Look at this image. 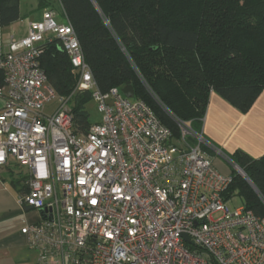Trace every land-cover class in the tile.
<instances>
[{"label": "built area", "instance_id": "built-area-1", "mask_svg": "<svg viewBox=\"0 0 264 264\" xmlns=\"http://www.w3.org/2000/svg\"><path fill=\"white\" fill-rule=\"evenodd\" d=\"M53 38L79 76L77 91H89L102 116L87 134H76L70 98L40 67ZM0 70V168L13 160L26 171L19 203L41 220L21 233L37 264H264V216L230 206L232 178L202 146L233 162L186 124L174 139L121 88L100 91L73 27L55 12L11 41Z\"/></svg>", "mask_w": 264, "mask_h": 264}, {"label": "trees", "instance_id": "trees-1", "mask_svg": "<svg viewBox=\"0 0 264 264\" xmlns=\"http://www.w3.org/2000/svg\"><path fill=\"white\" fill-rule=\"evenodd\" d=\"M37 11L53 3L74 29L93 79L103 93L131 84L157 119L182 138L179 123L202 134L212 93L247 114L264 91V0H36ZM21 0H0V29L23 19ZM40 67L62 98H70L76 134L94 124L89 91L60 40L41 46ZM4 75L0 70V88ZM188 143L197 140L187 137ZM203 150L216 158L210 148ZM234 169L226 201L239 196L264 216V156L238 150L226 155Z\"/></svg>", "mask_w": 264, "mask_h": 264}, {"label": "crops", "instance_id": "crops-1", "mask_svg": "<svg viewBox=\"0 0 264 264\" xmlns=\"http://www.w3.org/2000/svg\"><path fill=\"white\" fill-rule=\"evenodd\" d=\"M37 7L36 0H21L23 19L0 29V57L9 51L13 39L26 37L30 22L41 19L43 12L37 11ZM3 106L4 99L0 96V110ZM202 134L225 155L241 150L255 159L263 157L264 91L247 114L212 93ZM217 164L215 160L216 168ZM25 173L13 160L0 168V264H37L38 261L37 251L29 246L28 239L21 233L26 226L41 220L38 211L23 208L19 203V198L26 192Z\"/></svg>", "mask_w": 264, "mask_h": 264}, {"label": "rangeland", "instance_id": "rangeland-1", "mask_svg": "<svg viewBox=\"0 0 264 264\" xmlns=\"http://www.w3.org/2000/svg\"><path fill=\"white\" fill-rule=\"evenodd\" d=\"M53 5V7L52 8H49L48 10H50V11H53V12H55L57 15H58V17H59V22L60 23H62V24H64V23H66V21H65V19H64V16H63V14H62V9L57 5V4H55V3H53L52 4ZM133 100H135V98H133ZM53 105H54V103H52L49 107H53ZM51 108H49V111H50V109ZM86 109H87V111L89 112V114H90V120H91V122L92 123H97V122H99L100 120H101V114H100V112L98 111V108H97V106H96V104L94 103V101H91L87 106H86ZM243 114V113H242ZM211 151L214 153V154H216V155H218L217 153V150H215V149H211ZM215 160H217V162H218V166H217V168H218V170L222 173V174H231L232 173V170L234 169L236 172H237V170L235 169L236 167V165H232V163L231 162H227V161H225L224 159H222V157H220V156H217L216 158H214ZM213 159V160H214ZM214 160V161H215ZM230 161V160H229ZM235 168H234V167ZM238 173V172H237ZM242 178H244L242 175H241V173L239 172L238 173ZM245 180L247 179V178H244ZM229 204H230V206L232 207V208H234V209H236V208H239V207H242L243 206V204H244V201H243V199L241 198V197H239V196H236V197H234V198H232V199H230V201H229ZM215 218H217V217H215Z\"/></svg>", "mask_w": 264, "mask_h": 264}, {"label": "water", "instance_id": "water-1", "mask_svg": "<svg viewBox=\"0 0 264 264\" xmlns=\"http://www.w3.org/2000/svg\"><path fill=\"white\" fill-rule=\"evenodd\" d=\"M122 94L126 97V98H129V99H133V98H135V90H134V87L131 85V84H128V85H126L123 89H122ZM236 168V170H237V172L239 173H241V175L244 177V178H247L246 177V174L238 167V166H235ZM247 180V182L254 188V190H256L257 191V189H256V187L253 185V183L247 178L246 179ZM184 238H185V240H186V242L187 243H190V239H189V237H187V236H184Z\"/></svg>", "mask_w": 264, "mask_h": 264}, {"label": "snow or ice", "instance_id": "snow-or-ice-1", "mask_svg": "<svg viewBox=\"0 0 264 264\" xmlns=\"http://www.w3.org/2000/svg\"><path fill=\"white\" fill-rule=\"evenodd\" d=\"M0 158H2V157H0ZM96 201H93V203H95Z\"/></svg>", "mask_w": 264, "mask_h": 264}]
</instances>
